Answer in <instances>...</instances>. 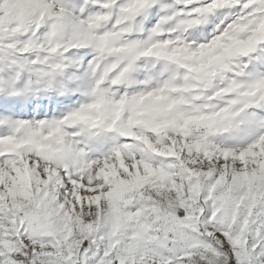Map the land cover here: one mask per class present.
Masks as SVG:
<instances>
[{"label": "snow or ice", "instance_id": "1", "mask_svg": "<svg viewBox=\"0 0 264 264\" xmlns=\"http://www.w3.org/2000/svg\"><path fill=\"white\" fill-rule=\"evenodd\" d=\"M0 264H264V0H0Z\"/></svg>", "mask_w": 264, "mask_h": 264}]
</instances>
